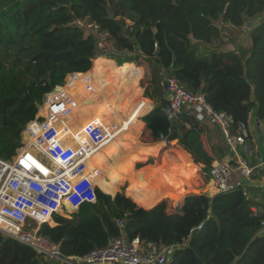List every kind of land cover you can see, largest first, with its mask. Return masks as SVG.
<instances>
[{"label":"trees","instance_id":"1","mask_svg":"<svg viewBox=\"0 0 264 264\" xmlns=\"http://www.w3.org/2000/svg\"><path fill=\"white\" fill-rule=\"evenodd\" d=\"M253 19L258 22L246 29L245 21ZM93 28L101 37L88 32ZM231 29L243 31L247 47L231 41L232 51L221 49ZM214 42L216 48L206 47L207 56L196 55L197 45L211 47ZM111 47L134 54L135 61L111 52ZM141 58L154 83L144 96L157 105L142 118L146 124L138 142H170V148L161 146L149 156L152 162L147 154L135 153L118 163L130 147L125 143L94 177L100 190L109 186L104 193L96 190V203L81 206L71 219L55 216L56 225L42 226L40 233L65 256L82 257L126 234L143 245L185 243L169 264H232L237 258L234 264H264V233H259L264 210H251L241 186L213 195L212 182L203 185L200 165L207 154L200 135H219L215 156L223 161L227 146L221 131L185 114L180 122L169 124L162 112L165 87L157 80L164 70L201 94L214 110L236 121L264 122V0H0V159L15 154L24 126L34 119L45 96L69 74L88 72L92 61L91 71L77 76L80 82L70 89L76 103L92 106L83 113L74 105L63 121L66 127L77 125L74 136L95 124L105 108L120 109L117 103L148 108L145 98H137L143 71L136 60ZM86 77L89 92L84 89ZM137 136L132 135L134 144ZM163 212L177 218L169 220ZM0 264L48 263L0 233Z\"/></svg>","mask_w":264,"mask_h":264},{"label":"built area","instance_id":"2","mask_svg":"<svg viewBox=\"0 0 264 264\" xmlns=\"http://www.w3.org/2000/svg\"><path fill=\"white\" fill-rule=\"evenodd\" d=\"M79 75L69 74L62 86L45 96L34 119L22 131L20 147L9 160L0 159V233L29 247L48 264H169L176 249L185 243L143 245L138 238L122 234L111 238L106 246L77 257L65 256L58 244L40 233L42 226L56 225L55 216L71 219L81 206L95 204L96 190L101 191L94 179L98 170H86L89 157L110 140L112 132L96 122L84 126L79 145L70 146L57 137L58 126L67 129L61 122L71 115L76 103L69 91L79 83ZM88 80L84 79L86 91L91 89ZM161 85L167 92L162 110L166 121L178 123L185 114L201 126L205 122L215 125L227 146L228 161L238 163L237 167L228 161L211 165L209 175L216 194L241 186L248 199L243 183L232 182L234 173L240 178L252 175L246 160L252 155L248 123L214 110L201 94L193 93L174 76H163ZM117 225L122 228V221Z\"/></svg>","mask_w":264,"mask_h":264},{"label":"crops","instance_id":"3","mask_svg":"<svg viewBox=\"0 0 264 264\" xmlns=\"http://www.w3.org/2000/svg\"><path fill=\"white\" fill-rule=\"evenodd\" d=\"M227 38H225V40H226ZM226 42V41H225ZM229 42V41H228ZM228 42H226L227 44H226V47H225V49L226 50H233V47H232V45H231V43L228 45ZM228 45V46H227ZM227 47H230V49H228ZM110 50H111V52H114V53H116V54H125V55H128V56H130V57H132L133 58V56H134V54H130V53H128V52H121V51H117V49H115L114 47H111L110 48ZM135 57V56H134ZM134 59V58H133ZM140 60H144V59H139L137 62L139 63V61ZM134 61H135V59H134ZM146 63H147V61L146 60H144ZM115 62V61H114ZM115 64L116 65H118L116 62H115ZM132 64V63H131ZM134 65H136V64H134ZM148 65V64H147ZM140 66V65H139ZM141 67V66H140ZM92 68H93V61H92ZM91 68V69H92ZM91 69L88 71V72H90L91 71ZM142 71H143V69H142ZM88 72H86V73H84V74H80V75H85V74H87ZM149 74V75H148ZM148 75V77H150V73H146L145 71H143L142 72V80H144V78H146V76ZM159 75L161 76L162 75V77L163 76H166V72L164 71V70H161L160 71V73H159ZM89 80H90V78L89 77H87ZM151 78V77H150ZM89 80H88V82H89ZM162 80V79H161ZM79 82H80V80H79ZM142 82V81H141ZM86 82H84V84H85ZM75 85H77V84H75ZM74 85V86H75ZM89 85H90V82H89ZM74 86H73V88H74ZM160 86H161V81H160ZM86 87V86H85ZM72 88V89H73ZM162 88V91H163V97L165 96V95H167V92L165 91V89H163V87H161ZM71 89V90H72ZM85 89V88H84ZM70 90V91H71ZM69 91V92H70ZM89 92V91H88ZM145 93V92H144ZM70 95H71V93H70ZM72 97H73V95H72ZM145 97V96H144ZM165 99V98H164ZM145 100H147L148 101V108H147V111H146V113H144V115L142 116V117H140L139 118V120H138V128H139V133H138V136H137V140H136V144H135V148H133L134 149V151L135 152H143L142 150H144L143 148H145V146H151V145H153V144H151V145H142V144H139V142H138V139H139V137H140V135H141V133H142V131H143V129H144V127H145V122L144 121H142V118L144 117V116H146V115H148L155 107H156V105H157V103H156V101H155V99H149V98H147V97H145ZM112 110H115L114 108H112V107H110ZM136 109V108H135ZM143 109V108H142ZM103 114V113H102ZM101 119V118H100ZM100 119L98 120V121H100ZM254 120V119H253ZM250 121L249 123H248V129H249V131H250V145H251V152H252V150H253V152H254V156L252 157V155H251V157L248 159L249 160V167L250 168H252V175L249 177V178H240L239 177V175H238V173H234L233 175H232V182L233 183H235V182H237V181H241L242 183H243V186L244 187H246V189H247V192H248V200H250V202H251V210L254 212V213H259V212H261V211H263L264 210V132H263V125H264V122H262V123H256L255 121ZM97 121V122H98ZM62 124V123H61ZM63 125V124H62ZM92 125H94V124H92ZM92 125H90V126H92ZM148 125V124H147ZM64 126V125H63ZM187 128H188V125H185ZM134 132V133H133ZM130 135H129V138H128V144L130 145V147H129V149L124 153V154H128V152H129V150L131 149V147H132V144L130 143V141H131V136H132V134L134 135V134H137V133H135V132H138V131H133ZM71 133V132H70ZM72 134V133H71ZM73 135V134H72ZM201 135H203V134H201ZM201 135H200V137H201ZM75 137H77L78 139H81L82 137H83V135H80V136H75ZM202 138V137H201ZM200 138V139H201ZM203 141V139L202 140H199V143H200V146L202 145V148L205 150V152H206V154H207V160H209L210 158L212 159V161H213V163H219V162H227L228 161V155H227V153H226V159L225 160H223V161H214V159L211 157V155L208 153V151L206 150V148H205V146L201 143ZM126 142V143H127ZM164 142V141H163ZM163 142H160V143H156V144H160L161 146H163L164 144H165V142L163 143ZM249 143V142H248ZM125 144V143H124ZM123 146V145H122ZM134 146V145H133ZM160 148V147H159ZM159 148L158 149H156V151H158L159 150ZM156 151H152V150H150V151H148V153H147V156H148V158H149V156H151L152 154H153V152H156ZM123 154V155H124ZM122 155V156H123ZM114 156V155H113ZM241 156H242V154H241ZM204 162V161H203ZM229 162V161H228ZM235 162V161H234ZM104 163V162H103ZM102 163V164H103ZM101 164V165H102ZM101 165H99V166H97V167H95L94 168V170H98V172H99V168H100V166ZM237 165H238V163H237ZM203 174V173H202ZM97 175V174H96ZM125 176H128V175H125ZM208 177H209V174H208ZM209 180L211 181V179H210V177H209ZM118 182V181H117ZM214 187V186H213ZM109 188V186L106 188V190ZM105 190V191H106ZM103 192V191H102ZM216 194V192L213 194V195H215ZM213 195H209L210 197H212ZM263 230H262V233H264V227L262 228Z\"/></svg>","mask_w":264,"mask_h":264},{"label":"rangeland","instance_id":"4","mask_svg":"<svg viewBox=\"0 0 264 264\" xmlns=\"http://www.w3.org/2000/svg\"><path fill=\"white\" fill-rule=\"evenodd\" d=\"M100 16L99 15H97V18H99ZM86 28H88L87 27V22H84V24H83ZM90 34L92 33V35H94L95 37H97V38H99V37H101V33H99V29H96V28H93V29H91V31H90V29H89V31H88ZM225 38H227L226 40H225ZM223 39H224V42L226 41V42H228L229 40H230V42H228V45L231 43V41L233 42V44L234 45H236L237 43H241V45L243 46V47H247V44H248V40L246 39V37H245V34L243 33V31H238V30H234V29H231V30H227L226 32H225V34H224V36H223ZM225 42V46L223 45L222 46V48L221 49H224L225 47H226V43ZM215 45H216V42H214V43H212V45H211V47H209V46H207V45H205V44H200V45H197V51H196V55L197 56H207L208 55V52H209V50H207L206 49V47H208V48H216L215 47ZM227 45V46H228ZM228 49H230V47H227ZM203 53H206V54H204V55H201V54H203ZM135 56V55H134ZM133 56V57H134ZM135 58V57H134ZM139 60V59H138ZM137 60V61H138ZM139 65L141 66V68L143 69V71H145L146 73H150L151 72V70H150V68L148 67V65H147V63L144 61V60H140L139 61ZM151 74V73H150ZM149 75V74H148ZM148 75L146 76V78H144V80H142V82H141V87H142V89L141 88H138V95H137V98H145L144 97V92H145V88L147 87V89H148V92L149 93H151L152 92V90H153V87H154V83L151 81V75H150V77H148ZM104 79H105V77H104ZM160 80L161 81V79H162V75L160 76V75H158L157 76V80ZM113 81H115L114 80V78L112 79ZM134 84H135V86L137 85L136 84V82H135V80H134ZM138 85H139V82H138ZM138 86H136V88H137ZM125 93H126V91H124ZM77 106H79V105H77ZM117 106H119L120 107V109H118V110H116V111H118V112H120V111H123V110H126V109H131L130 107H128V106H124V105H121V104H119V103H117ZM80 107V106H79ZM82 109H83V113H84V111H86V110H88L85 106H83L82 107ZM137 110H143L142 108H136ZM90 110V109H89ZM145 110H147V108L145 109ZM102 116V115H101ZM76 117L79 119V118H81L82 117V114H77L76 115ZM142 117V116H141ZM140 118V117H139ZM138 120L139 119H137V120H133L132 122H130V123H126V126H127V128H128V130L130 131V133H132L133 131H138V132H135V133H139V128H138ZM62 124H63V122H61ZM64 125V124H63ZM65 126V125H64ZM71 127H74V128H70V126H67V129H68V131H70L71 133H72V129H75L76 127H77V125H74V126H71ZM134 133V132H133ZM73 134V133H72ZM133 135V134H132ZM202 137V138H201ZM201 139H199V140H202L203 139V141L201 142L204 146H205V148H206V150L208 151V153L211 155V157L214 159V161H220V160H218L217 158H216V156H215V151H216V145H217V141H218V138H219V135L218 134H216V133H214V132H211V133H209V131H208V134H203V135H201ZM171 142H177V141H171ZM130 143L132 144V147H131V149L129 150V152H128V154L126 153V154H124L123 156H121V158L118 160V163H120V162H123V161H125L129 156H132L133 154H135V153H140V154H143L142 152H135L134 151V149L133 148H135V144H134V142H133V139H132V136H131V141H130ZM178 144H179V142H177ZM170 142H167V143H165V146H166V148H170ZM134 145V146H133ZM182 146V145H181ZM202 146V145H201ZM183 147V146H182ZM184 148V147H183ZM185 149V148H184ZM187 152H189V150H187V149H185ZM227 152V151H226ZM228 153V152H227ZM191 154V153H190ZM191 156H193V155H191ZM244 158V157H243ZM210 160V162H209V164H208V162H206L207 161V159L204 161V162H201V165H200V172H201V174H202V179H203V185L204 186H208V182H210V180H209V177H210V175H209V177H208V174H209V172H210V169H211V165L213 164V161H212V159L210 158L209 159ZM247 160V159H246ZM146 162V161H145ZM148 162H152V160H151V158H148ZM198 160L197 159H194V161H193V163L195 164V165H197L198 163ZM219 163H221V162H219ZM137 164H139V163H137ZM137 175V173L135 174V176ZM116 187H117V185H116ZM102 191V190H101ZM107 191V190H106ZM106 191H103V193L104 192H106ZM117 193V191H115V194ZM114 194V195H115ZM113 197V196H112ZM163 214L166 216V217H168L169 218V220H174V219H176L177 218V216H175V215H173V216H171V215H169V214H167V213H164L163 212Z\"/></svg>","mask_w":264,"mask_h":264},{"label":"bare ground","instance_id":"5","mask_svg":"<svg viewBox=\"0 0 264 264\" xmlns=\"http://www.w3.org/2000/svg\"><path fill=\"white\" fill-rule=\"evenodd\" d=\"M75 105H79L80 108L84 106L83 104L79 103H75ZM85 107L90 109L92 108L90 105ZM145 109L146 107H144L143 110L131 108L118 112L116 110H112L110 107H107L103 110L101 119L97 123L103 124L110 131V133L112 132V136L108 142L101 145L100 148L89 157L88 168L86 170L87 172L90 171L94 173L93 171L95 167L101 165L103 162L113 157V155L117 153L118 149L128 141L129 135L131 134L126 126V123H130L133 120L139 119V117L146 113L147 110ZM57 137L59 140H64L70 146H74L76 144L79 145L81 144V141H83V137L78 139L72 135L68 129H66V131L63 130V127L61 126H58ZM159 147H161L160 144L145 146V148H143L144 150H142V153L147 154L150 150L156 151V149Z\"/></svg>","mask_w":264,"mask_h":264},{"label":"water","instance_id":"6","mask_svg":"<svg viewBox=\"0 0 264 264\" xmlns=\"http://www.w3.org/2000/svg\"><path fill=\"white\" fill-rule=\"evenodd\" d=\"M257 22H258V19L247 20V21H245V28H246V29H250V28H251L253 25H255ZM166 97H167V95L164 96V98H166ZM254 101H255L254 90L251 89V91H250V102L253 103ZM24 129H25V126H24L23 130H24ZM228 165H230V166H232V167H237V163L234 162V161H229V162H228ZM262 230H263V229H261V230L259 231V233L262 232ZM251 242H252V239L250 240L248 246L251 244ZM237 260H238V258H237L232 264H234Z\"/></svg>","mask_w":264,"mask_h":264}]
</instances>
